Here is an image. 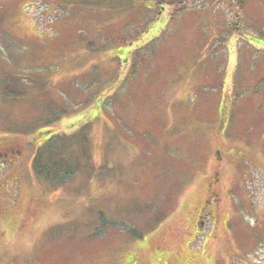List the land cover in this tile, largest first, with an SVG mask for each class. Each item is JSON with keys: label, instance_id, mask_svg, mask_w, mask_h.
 Returning <instances> with one entry per match:
<instances>
[{"label": "rangeland", "instance_id": "obj_1", "mask_svg": "<svg viewBox=\"0 0 264 264\" xmlns=\"http://www.w3.org/2000/svg\"><path fill=\"white\" fill-rule=\"evenodd\" d=\"M159 1L0 0V264H264V0ZM87 123L112 171L38 180Z\"/></svg>", "mask_w": 264, "mask_h": 264}, {"label": "trees", "instance_id": "obj_2", "mask_svg": "<svg viewBox=\"0 0 264 264\" xmlns=\"http://www.w3.org/2000/svg\"><path fill=\"white\" fill-rule=\"evenodd\" d=\"M163 1L165 0H160L159 2ZM182 1L175 0L174 4H182ZM217 2L218 4H223V7L228 8L230 12H234L235 9L241 12V8L243 6V0H217ZM159 7L160 9H163V5L161 3ZM180 9L181 5H179L178 10ZM174 11L177 12V9H174ZM234 26H238V24H235ZM125 38L126 37H120L122 42ZM146 50H149V45L148 49ZM97 71H100V69L97 67V65H95L93 73H96ZM112 81L113 79L106 82H100L99 78L96 76V78L93 77L90 79L88 83L78 85L82 88L80 89L79 87H76V89L79 88L80 92L89 93L82 105H89L92 100H95L97 90L94 91L93 89L96 88V84L108 85ZM36 93L38 92L34 91V93H32L30 96H27L26 99L28 97H32V95H35ZM112 95H108L107 98H111ZM26 99L23 102H25ZM34 106L39 108L41 112L44 110V108L38 105ZM64 106L65 107L58 106V109L54 110V112H59L56 117H53V110L48 108V114L46 112L41 117H35L31 121L32 123L29 124L28 129H36L43 124L49 125L53 122H56L61 117L71 114L72 108L71 106L68 107L69 103L64 104ZM60 107L62 110H60ZM32 115L33 114L30 116ZM90 127L91 123L83 124L72 135L66 133L54 134L49 131H42L40 134L44 135L46 140L41 141L40 139L37 141L38 144L34 146L35 153L32 162V171L36 178L40 181L48 182L54 185L52 186L53 188H60L68 185V183L78 176L91 178L98 175L106 176V174L111 172V168H109L107 165H101L98 167L99 165H96L92 157L94 144L88 137L91 130ZM100 232L101 231H98L97 233Z\"/></svg>", "mask_w": 264, "mask_h": 264}, {"label": "flooded vegetation", "instance_id": "obj_3", "mask_svg": "<svg viewBox=\"0 0 264 264\" xmlns=\"http://www.w3.org/2000/svg\"><path fill=\"white\" fill-rule=\"evenodd\" d=\"M11 152H13L14 153V151H9V153H11ZM9 153H5V155H9ZM210 198H216L217 199V197H216V195H213V194H210L209 193V196H208V199H210ZM218 201V200H217ZM199 225H200V223H199Z\"/></svg>", "mask_w": 264, "mask_h": 264}]
</instances>
